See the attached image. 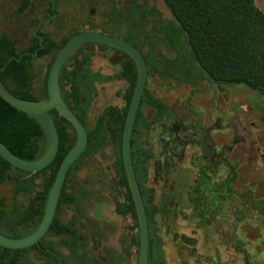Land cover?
Instances as JSON below:
<instances>
[{
	"label": "rangeland",
	"instance_id": "374dc122",
	"mask_svg": "<svg viewBox=\"0 0 264 264\" xmlns=\"http://www.w3.org/2000/svg\"><path fill=\"white\" fill-rule=\"evenodd\" d=\"M31 2V6L22 13L20 10L23 0H0V36L7 33L12 39L18 41V51H25L30 47L33 33L38 24L43 20H48L51 16L49 0H31ZM56 3L58 16L52 23L46 24L42 32L58 43L71 38L74 31H106L118 36L128 35L130 37L132 35L146 54L157 52L171 59L176 56L173 51L165 47L158 26L155 24L160 19H172V15L163 0H142L146 10L153 8L159 13L154 18L146 17L145 19H142L141 14L135 13L131 0H56ZM256 5L264 13V0H256ZM115 9H117V13H115ZM86 49L90 52H96L89 64L94 71L103 70L107 74H113L112 69L108 68L105 62L108 61L110 66H116L125 58L119 52L99 50L97 47ZM55 55L56 53L45 58H34L30 62L29 73L33 91L39 100L46 98V80ZM166 82L153 77L150 80L149 89L152 92L154 89L170 92L172 98L177 91H190L187 86L178 87ZM98 84H100L101 92L90 112L87 122L89 129L94 127V120L99 114L102 102L109 101L122 104L119 98V92L124 85L122 82L109 80L108 83L101 84L100 81ZM88 86L91 92L97 89L93 81L89 82ZM192 91L196 98V106L207 112L208 116L213 119H211L212 124H214L217 115L224 114L226 115L224 116V123L230 125L229 139L232 140L233 138L231 131L233 126L238 127L241 137L244 139V142L238 145L234 154L231 155L233 169L239 170L238 173L243 177L241 181L235 184L234 190L237 191L239 188L237 193L244 194L246 204L250 202V206H247L249 214H245L246 225L248 226L245 230L252 239L261 235V238L252 241L253 244L258 243L260 245L259 242L264 241V97L246 86L220 87L201 79L196 82ZM173 105L180 107L181 103L175 102ZM216 133L221 134L223 132L216 131ZM40 142L42 150L46 151V138L41 139ZM114 152V146L109 143L96 156L83 161L78 172H73L67 192L76 196H80L82 191L89 193L88 199L82 201V206L86 209L84 212L86 218H80L81 221L78 224L80 230L88 233L85 248V253L88 255L87 259L101 261L100 253L108 248V251L117 249L119 252L130 253V260H126L122 264H138L139 249L135 246L130 247L131 237L138 235V231L135 229L136 221L131 215H117L115 212L116 204L124 202L129 194L127 190L119 189L113 171L108 169V166L115 159ZM240 165L243 167L236 169ZM221 178H225V174H222ZM35 185L34 193L31 195H17L14 186L9 182L0 185V200L6 204H15L16 208L22 210L36 192L43 190V178L37 177ZM236 196L234 192L230 198ZM165 199L167 200V197L157 194L159 206ZM100 200L111 203L110 213L107 215L114 222L110 229L104 233L102 232L103 226H99L91 215L88 216L87 210L93 203ZM170 201L178 200L170 198ZM164 203L168 207L169 202L165 201ZM231 203L229 202L228 207H232ZM227 211L222 212L223 217L227 216V221L235 220L234 210L231 209V213ZM192 216L191 211H177L175 208L157 216L159 232L164 239L163 248L167 264H205V261L195 260V256L207 255L214 251L211 244L216 242V235L219 234L220 229L212 227L211 230L209 229V233H206L207 229H201L194 225L196 219H192ZM59 217L63 223L73 221L76 217L75 207L63 205ZM250 225L256 228L251 230ZM222 231H226V229H222ZM240 237L245 240L242 233H240ZM62 239V237L51 233L44 244L49 245L57 255L65 258L66 264H77L70 259L69 250L62 246ZM228 240L231 241V237ZM227 247L229 248L230 245ZM250 248L249 245L247 251L251 257L258 264H263L264 252H257L250 250ZM106 253L103 252L104 255ZM23 262L25 264H51L53 260H49L35 250H30L23 255Z\"/></svg>",
	"mask_w": 264,
	"mask_h": 264
},
{
	"label": "trees",
	"instance_id": "16d2710c",
	"mask_svg": "<svg viewBox=\"0 0 264 264\" xmlns=\"http://www.w3.org/2000/svg\"><path fill=\"white\" fill-rule=\"evenodd\" d=\"M163 1L173 17L172 21L160 23L163 41L178 56L174 61L162 60L164 68L162 74H168L170 71L175 73L181 71L185 72L183 77L186 75L193 78L201 74L213 85L220 87L246 86L264 97V13L257 7L256 0ZM31 4V0H23L20 12L24 13ZM103 33L114 36L113 33L106 31H103ZM77 34L79 32H76L73 36ZM44 38V49L38 51V58L56 53L50 65L51 69L57 54L71 38L64 39L60 43L54 41L48 35H44ZM124 40L139 47L134 42L135 39L132 35L130 37L125 36ZM18 45L19 42L12 39L8 34L0 36V67H4L12 56L19 58L25 53H34L41 47L39 39L34 35L32 44L27 50L18 51ZM101 47L106 46L101 45ZM33 59L31 55H26L19 62L11 61L4 71L0 72V78L16 97L24 100L40 101L33 91L32 79L29 73V65ZM128 59L130 63L127 64L124 70V77L128 79L131 85L127 97L128 106L123 115L120 116L115 109H112L108 116L101 120V128L89 135L88 146L84 154L69 170L57 216L49 231V233L69 237L63 243L69 246L75 255L77 254L78 241H83L84 236L75 228L74 224H63L59 219V212L63 205H77L79 203V198L75 194L67 192L68 181L73 170L78 168L82 159L93 155L103 147L107 134L103 127L105 123L111 129L113 137L119 143L121 149L124 125L138 80L136 65L130 57ZM159 67L161 68L160 65L158 67L154 66L156 70ZM82 78V71L75 69L71 72L66 65L60 74V82L63 79H68L71 83L75 106L70 107V109L83 122L89 101L81 93L80 79ZM46 97H48L47 91ZM63 98L69 106L67 97L63 96ZM145 104L152 105L159 113L165 109V105L160 100L155 99L148 91H145L133 136L136 135V127L143 118L142 108ZM51 115L59 132L60 148L55 160L48 168L36 174L25 173L13 168L0 156V185L9 182L14 186L17 195H31L34 193L37 177L42 175L44 183L43 190L36 192L35 196L30 199L28 205L22 210L16 208L15 204H6L0 200V233L8 238L20 239L27 237L40 225L59 168L75 145L76 135L72 136L68 130V127L73 129L71 124L55 110L51 112ZM44 138H46L44 130L35 119L12 107L0 97V142L6 145L17 157L34 162L39 160L45 153L40 142ZM134 144L135 141L133 140L134 171L143 196L149 226V264H166L163 249L164 240L158 234V224L156 222V216L159 214L160 209L152 204L153 193L145 189L144 184L148 178L145 172V164L142 161L141 154L134 149ZM121 165V185L129 191L122 162ZM117 213L120 215L130 214L137 222L132 196H129L125 203L118 205ZM135 229H139L138 223H136ZM133 241L137 246L140 245L138 238L135 237ZM43 247L46 248L44 244ZM32 249L37 250V246ZM29 250H10L0 247V264H25L23 255ZM39 252L49 258L52 256L50 251L42 253L39 250ZM78 257L82 262H85L84 257L79 255ZM246 264H250L247 254Z\"/></svg>",
	"mask_w": 264,
	"mask_h": 264
},
{
	"label": "flooded vegetation",
	"instance_id": "af4514ba",
	"mask_svg": "<svg viewBox=\"0 0 264 264\" xmlns=\"http://www.w3.org/2000/svg\"><path fill=\"white\" fill-rule=\"evenodd\" d=\"M131 4L133 5V9L135 13L141 14L142 19H145L146 17L154 18L156 17L157 14L159 15V13L153 8L146 10L143 7L142 0H131ZM49 5H50L49 12L51 13L50 18L48 20L41 21L33 33V35L38 39L39 37H44V35H46L45 33L42 32L43 27L46 24L52 23L54 19H56V17L58 16V12L56 10V5H57L56 0H49ZM115 13H117V9H115ZM172 20L173 17L172 19L169 20L160 19V21H156L155 23L158 26L160 35L162 36V41H163V35L161 33L160 23L163 21L168 22ZM36 32L37 35H35ZM76 32L78 31H74L73 34H75ZM94 32L103 33V31H94ZM80 33L82 32H79V34ZM3 34H7V33H3ZM113 37L124 40L125 35L118 36L114 34ZM134 42L139 46V47L136 46L135 47L142 53L148 66V80L145 91H148L152 97L160 100L165 105V109L159 113V111L156 110L152 105L145 104L144 107L142 108L143 118L136 127L137 133L136 135L133 136L136 120L132 133V142L133 140L135 141L134 149L138 150V152L141 154L142 161L145 164V170H146L145 172L148 178L144 186L146 190L151 191L153 193L154 196L152 202L153 206L160 209L159 214L166 212L171 208H175L177 211L179 210L191 211L193 213L192 219L193 218L196 219L194 221L196 222L194 225H196L201 229H207L206 233H209V229L210 228L212 229V227L213 228L217 227L220 229L219 234L216 235L217 238L216 242H214V244H211V246L214 249L213 252L217 253L216 257L218 261H216V263L213 262L209 258V254L200 255L199 257L195 256L196 258L195 260L201 262L205 261L204 262L205 264H222L220 262L222 260L221 256L225 255L226 252L228 253L229 248L227 246L230 245L229 244L230 240H228V238L231 237V242L234 245L233 248L234 251L240 254L241 256H243V261L241 264H246V254L249 257L250 264H258V262L251 257L249 251H247L250 245L251 246L250 250H255L258 252V246L256 244L253 245L252 238H250L248 232L245 230L246 227H248L246 225L245 214L247 213L249 214L247 210L248 209L247 206H250V202L246 204L245 203L246 199L244 194L237 193L239 188H237V191L234 190L235 184L241 181L243 178L241 177V174L238 173L239 170H234L233 165H231V155L234 154L236 147L244 142V139L243 137H241L242 135L238 127L236 126L232 127L231 131L233 133L232 134L233 138L231 140L229 139V134H228L230 131V127H229L230 125L228 123L227 124L224 123L225 121L224 116L226 115L224 114L221 116L217 115L214 124H212L211 123L212 118L208 116L207 112L196 106V98L194 97L195 95L193 94L192 91L196 82L199 79H201L213 85L209 80L205 79L203 75L199 74L196 78H193L192 76L190 77L186 75L183 77V74H185V72L183 73L181 71H177L176 73L170 71L168 72V74L161 73L164 70L162 66L163 59L174 61L177 58L178 55L174 50L168 48L165 45L167 49L173 51L176 55L174 58L171 59L157 52L146 54L142 50L137 39H135ZM101 45L102 44H96V43L84 44L79 48H77L65 63L67 69L71 72L74 71L75 69L77 70L79 69L80 71H82L83 78L80 79V89L82 96L86 98V100L88 99L89 103L85 110L84 121L81 122L85 125L88 131V141H89V135H91V133L101 128L100 127L101 120L104 117H107L112 109H115L117 111L116 113H118L119 116L123 115L124 111L128 106L127 97L131 89L130 82L128 81V79L124 77L125 67L127 66L128 63H130V60L128 59L129 56L109 46L104 45L106 47H101ZM41 47L36 51L43 50L41 49ZM88 47H97V49L99 50H110L112 52L113 51L119 52L125 58L122 61H120V63L116 66L115 65L110 66L108 61L105 62L108 68L112 69L113 74H107L103 72V70L94 71L91 68V66H89V64L91 63L92 56L96 55V52L88 51L86 49ZM159 65L161 66V68L159 67V69L156 70L154 66L158 67ZM153 77L163 81H167L166 82L167 84L172 83L174 84V86H178V87L181 85L187 86L189 87L190 91L189 92L177 91L176 94H174L173 98L170 92H164V90L162 89L160 90L154 89V92H152L149 89V83ZM109 80H119V82H122L124 84L119 92V98L122 101V104L120 105L109 101L104 103L102 102L99 109V114L98 116H96L94 120V127L92 129H89L87 122L90 116V112L92 108L95 106V101L101 92V90L99 89L100 84L98 83L101 81V84H105L108 83ZM91 81H93L97 87V89H95V91L92 92L88 86L89 82ZM60 89H61L62 97L63 96L67 97L69 103V106L68 105L67 106L69 108L74 107L75 106L74 95L72 93L70 81L68 79H63V81L60 82ZM175 102H180L181 103L180 107L174 106L173 104H175ZM103 127L107 132L103 147L99 149L97 152H95L93 155H90L82 159V161L79 163L78 168L74 169L73 172H78L83 161L96 156L98 153L103 151L110 143L114 146L115 149L114 152L115 159L114 161H112V164L108 166V169L113 171L114 177L117 179V184L119 186V189L127 190L121 185V180H122L121 162L123 164L122 143L120 149L119 143L114 139L112 131L108 127L107 123H105ZM68 128H69L68 129L69 133L72 136L76 135L74 128L73 129L70 127ZM216 131H222L223 133L215 134ZM132 161H133V145H132ZM242 167L243 165H240L236 169H241ZM222 170L224 171L222 172ZM152 173L154 174L153 177H152ZM222 174H225V178H221ZM71 176L69 178L68 184L70 182ZM39 177H42V175ZM167 191L170 192L168 193ZM234 192L236 193L237 196L235 198H230L231 195L232 196L234 195ZM158 193L162 194V197H167V200L165 199V201L169 202L168 207L165 206L164 203L165 201L162 202L161 206L158 205L159 204L157 203ZM128 194L129 196H132L130 189L128 191ZM88 196L89 193H87L86 191L84 192L82 191L81 195L77 196L79 198V203L77 205H67L68 207L74 206L76 209V217L75 219H73V221H70L69 223H63L61 221L65 225L74 224L75 228L84 236L83 241H78V248L76 250L77 251L76 255L70 250L69 246H66L63 243V241L68 240L69 237L60 236L63 238L62 246L67 250H69L71 254L70 259H72L77 264H122L126 260L129 261L131 257L130 253L122 252V251L119 252L117 251V249L108 251L107 250L108 248L107 249L105 248L104 251L100 253L101 261L97 262V261H90L87 259L88 255L87 253H85V248L88 241V237H87L88 233H85L82 230H80L78 224L79 221H81L80 218L83 217L86 218L84 214L86 209L83 208L82 201L83 200L86 201L88 199ZM170 198H172L173 200L177 199L178 201L175 202L170 201ZM127 199L124 202H119L116 204L115 206L116 213H117L118 205L125 203ZM229 202L230 203L232 202L231 203L232 207H228ZM110 205H111L110 202L100 200L98 202L93 203L90 206V209L87 208L88 216L91 215V217L94 220H96L99 226L100 225L103 226L102 228L103 233L108 231L111 225L114 224L111 217H108L107 215L110 213L109 211ZM231 209L234 210L235 215L238 216V218L236 217V219L234 220L232 226L229 225V221H227V219H225L222 215L223 214L222 212ZM215 211H216L215 213L216 218L214 217L215 219H212L213 218L212 214ZM117 215L120 214L117 213ZM157 216H156V222L158 224ZM136 223H138V219ZM249 227L251 228V230L256 228L252 225H250ZM222 229L223 230L226 229V231H222ZM159 230L160 229L158 224V234L162 238ZM137 231H138L137 232L138 235H133L131 237L130 247L135 246L139 249L140 245L137 246L136 244H134L133 241L134 238L136 237L138 238L140 243L139 229H137ZM240 233L243 234V238L245 240H243L240 237ZM49 234L51 233H48V235L42 240L40 246H37V250L35 251L39 252L40 250L42 253L50 251L52 256L50 258L46 256L44 257L48 258L49 260H53L51 264H58V263L66 264L67 262L65 258L57 255L52 247L44 244V241L47 239ZM43 244L45 245L46 248L43 247ZM32 248H30V250H34ZM103 252H107L106 255H104ZM78 255L84 257L85 262H82V260L79 259ZM165 263H166V257H165ZM138 264H139V255H138Z\"/></svg>",
	"mask_w": 264,
	"mask_h": 264
},
{
	"label": "water",
	"instance_id": "95a60500",
	"mask_svg": "<svg viewBox=\"0 0 264 264\" xmlns=\"http://www.w3.org/2000/svg\"><path fill=\"white\" fill-rule=\"evenodd\" d=\"M35 35H37V32ZM39 39L42 44L41 49H44V37H39ZM88 43L102 44L119 50L131 57L137 66L138 80L123 131L122 156L124 170L139 224V264H149L150 234L148 219L132 161V133L148 80V66L142 53L131 43L94 31L82 32L75 35L59 52L48 74V97L46 99L30 101L18 98L11 93L0 78V97L12 107L35 119L43 128L47 140V147L44 155L34 162L25 161L17 157L6 145L0 142V156L13 168L25 173L36 174L48 168L55 160L60 148V137L54 118L51 115V111L55 110L62 118L71 124L76 132L75 145L65 157L59 168L56 180L48 197L42 222L33 233L24 238L12 239L0 233V247L10 250H27L34 246H40L42 240L48 235L51 225L56 218L69 170L71 166L80 159L87 148L88 131L81 120L70 110L62 97L60 89V74L71 54L80 46ZM26 55H31L33 58H37L38 51L34 53H25L19 58L16 56L10 57L7 64L4 67H0V72L4 71L11 61L15 60L19 62Z\"/></svg>",
	"mask_w": 264,
	"mask_h": 264
},
{
	"label": "crops",
	"instance_id": "0c3cea01",
	"mask_svg": "<svg viewBox=\"0 0 264 264\" xmlns=\"http://www.w3.org/2000/svg\"><path fill=\"white\" fill-rule=\"evenodd\" d=\"M227 212L229 213L230 210H228ZM215 213H216V211L212 214V217H213L212 219H215L216 218L215 217ZM232 215L234 216V213H232ZM236 217L238 218V216H236ZM224 218L227 219V216L224 217ZM233 222H234V220H230L229 221V225L232 226L233 225ZM258 238H261V235ZM258 238L257 237L256 238H253L252 241H256V240H258ZM229 244H230V247H229L228 253L226 252L225 255H222L221 256L222 257V260L220 262L222 264H233V263L234 264L235 263L241 264L242 261H243V256H241L240 254H238V253H236L234 251V249H233L234 248V245H233V243L231 241L229 242ZM259 244L260 245H258V243H256V245L258 246V252H264V241L262 242V240H261V242H259ZM253 245H255V244H253ZM216 254H217L216 252H212V251L209 253V258L213 262H215V263H216V261H218L217 260V257H216Z\"/></svg>",
	"mask_w": 264,
	"mask_h": 264
}]
</instances>
